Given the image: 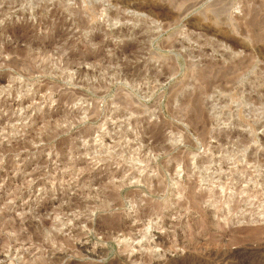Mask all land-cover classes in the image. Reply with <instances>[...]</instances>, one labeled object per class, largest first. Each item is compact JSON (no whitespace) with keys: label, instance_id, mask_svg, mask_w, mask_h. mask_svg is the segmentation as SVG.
<instances>
[{"label":"rangeland","instance_id":"374dc122","mask_svg":"<svg viewBox=\"0 0 264 264\" xmlns=\"http://www.w3.org/2000/svg\"><path fill=\"white\" fill-rule=\"evenodd\" d=\"M0 264H264V0H0Z\"/></svg>","mask_w":264,"mask_h":264}]
</instances>
